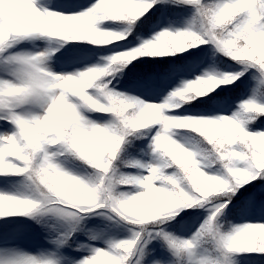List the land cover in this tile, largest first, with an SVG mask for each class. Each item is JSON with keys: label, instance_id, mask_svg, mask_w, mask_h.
I'll list each match as a JSON object with an SVG mask.
<instances>
[{"label": "clouds", "instance_id": "1", "mask_svg": "<svg viewBox=\"0 0 264 264\" xmlns=\"http://www.w3.org/2000/svg\"><path fill=\"white\" fill-rule=\"evenodd\" d=\"M159 2L97 0L86 10L65 12L38 6L40 0H0V55L8 53L5 60L14 77L0 80V116L15 125L3 136L0 175L23 177L22 191L0 190V218L26 216L41 223L51 217L78 227L97 214L137 226L131 238L109 242V250H97L83 264H130L133 250L151 232L174 251L176 264H240L242 254L264 253V223H232L222 217L241 187L264 179V130H253L264 117V102L243 101L232 115L169 112L235 84L250 69L264 80V0H170L194 9L185 28L164 29L76 73H57L45 62L63 42L118 45ZM108 21L126 24L111 29L104 27ZM34 36L56 43L35 54L9 53ZM209 44L214 55L230 59L240 70L215 68L159 104L113 86L117 75L139 58ZM31 106L42 114H33ZM88 113L109 119L99 121ZM149 133L151 159L126 157L127 146ZM5 149L15 162H5ZM128 168L147 174L127 173ZM206 206L210 214L192 239L166 231L182 212ZM196 247L203 249L198 260ZM10 264L62 261L21 252Z\"/></svg>", "mask_w": 264, "mask_h": 264}, {"label": "rangeland", "instance_id": "2", "mask_svg": "<svg viewBox=\"0 0 264 264\" xmlns=\"http://www.w3.org/2000/svg\"><path fill=\"white\" fill-rule=\"evenodd\" d=\"M97 3V0H40L38 6L51 7L55 10L65 12H76L86 10L90 6ZM194 9L187 6L186 9L180 11L172 16L164 14L160 19L156 20L149 29L148 32L142 33L136 41L119 44L114 47L108 48L104 53L96 52L90 49L78 50L77 52L68 51L65 47V42L60 50L56 52L55 57L52 60H46L45 62L57 73H76L82 71L87 67L94 66L101 62V58L109 57L115 51H122L139 46L141 43L154 38L156 34L164 29L177 30L183 29L191 22ZM104 27L111 29H120L124 26H119L115 23H105ZM50 43H56L54 38H48L43 36H34L25 38L22 42H18L14 47L9 48V53H29L35 54L41 51H45L49 48ZM6 53L0 59V79L13 80L7 61L5 60ZM202 61H193L188 67L176 71L174 75H163L156 77L149 85L143 83H134L128 86H115L118 90L138 96L148 102L152 103H164L169 97L170 93L183 87L188 81L195 79L198 76L210 74L213 69L218 68L215 55L213 54V47H208L207 53L204 55ZM223 71H234L231 68L222 69ZM260 72L254 68L250 72L251 83L247 93L241 97L232 101H221L215 104L213 110L199 109L196 111H170L172 115H200V116H218V115H232L237 110L240 104L246 100H257L258 102H264V95L260 92L263 85L260 78ZM159 83V84H158ZM33 114H42V109L37 106H31L29 109ZM16 111H22V109H16ZM93 119L104 121L108 120L109 116L100 113H88ZM15 130V125L9 123L8 120L0 119V138L12 133ZM256 130H264V125H260ZM151 137L142 145L140 151L137 154H133L131 158L139 159L141 161H148L151 159L149 155V141ZM133 174H144L146 171L142 169H135L131 172ZM16 175H0V190L5 192H20L23 190V178L15 177ZM264 194V188L261 191ZM257 198L252 195L246 202V206L232 223H264V198L261 199V204H256ZM210 207H205L194 211L191 217L181 213L180 227L178 233L172 232L170 229L166 231L174 233L175 236L182 239H192L197 230L206 221L210 214ZM88 225V235L83 234L81 237H76V248H62L61 239L65 237L66 231L73 230L74 225L72 223L58 221L53 229L36 238L27 234L23 229H17V233L21 234L18 241L15 239L4 238L0 241V264H10L21 252L29 253L34 256L44 257H58L62 261V264H83V261L93 255L97 250L104 249L109 250V242L119 241L120 239L131 238L133 235V229L129 228L126 224H116L115 221L109 220L102 215H95L88 217L84 222ZM86 225V226H87ZM70 227L67 229V227ZM77 228H81L79 225ZM7 237V236H6ZM155 247L150 256L149 264H153L154 261H159L161 264H174L177 259L174 255V251L168 245L166 248L159 240V236L155 233ZM146 245V244H145ZM194 256L198 260L203 254V249L200 247L194 248ZM144 254V246H141L138 252L130 256V264H137L141 261V256ZM131 259V260H130ZM240 259V258H239ZM240 264H249L241 261ZM259 264V263H252Z\"/></svg>", "mask_w": 264, "mask_h": 264}, {"label": "trees", "instance_id": "3", "mask_svg": "<svg viewBox=\"0 0 264 264\" xmlns=\"http://www.w3.org/2000/svg\"><path fill=\"white\" fill-rule=\"evenodd\" d=\"M185 5H176L170 2V0H160L159 3L152 8V10L142 18L135 25V31L132 32V35L129 36L127 40L119 42V44L129 43L136 41V39L145 32H148L151 25L156 22V20L160 19L164 14L172 16L180 11L186 9ZM107 23V22H106ZM108 23H115L119 26H125L126 22H113L108 21ZM118 44V45H119ZM117 45L110 46H94L86 42H65V47L68 51L77 52L78 50L90 49L96 52L104 53L110 47H114ZM208 47L211 45H202L199 48H193L189 51H186L182 54H176L172 56L166 57H142L139 58L132 63H130L121 74L117 75L116 79L113 80V86H128L134 83H150L155 77H161L162 75H174L176 71L188 67L190 63L193 61H202L205 57V53H207ZM5 55V54H4ZM0 55V59L4 56ZM215 60L217 62L218 68L225 69L231 68L234 71L240 70V65H237L235 62L223 56H216ZM254 70L250 69L244 76H242L235 84L221 86L216 89L209 96L201 97L194 102L186 103L183 107L179 109H175L174 111L186 112V111H196L199 109L205 110H213L216 103L221 101H232L237 98L243 97L250 86L251 76L250 72ZM260 74V73H259ZM261 78V76H260ZM263 85L260 89V92L264 95V80H262ZM260 125H264V117L261 118L254 126L253 129H256ZM155 132V129L152 130V133ZM152 133L148 134L147 139H134L133 142L127 146V151L125 156L131 158L133 154H137L142 145L146 143V141L151 137ZM135 170L134 168L124 169L125 172H131ZM169 171H172L171 169ZM16 178L22 176H15ZM264 188V179L253 180L250 183L245 184L243 187L239 189L236 196L233 198L232 203L228 206L226 210V215L222 217L223 221H234L235 218L239 217L243 209L245 208V204L248 201L249 197L254 195L257 198L256 204H261V199L264 198V194L261 192ZM208 207V206H206ZM205 208V207H204ZM201 209H190L184 212V215L187 217H191L194 211ZM93 214H90L92 216ZM96 215V214H95ZM180 216L173 221L172 223L165 226L166 229H170L172 232L178 233V229L180 227L181 219ZM58 223V220L55 218H46L43 222L38 223L34 219H30L26 216H9L5 218H0V241H3L4 238L15 239L14 241H18L21 234L17 233V229H23L27 234L32 235L36 238H40L44 234H46L49 229H53L54 226ZM126 224V222L116 223ZM74 224H71V227ZM86 223L81 225V228L74 227L73 230L66 231L65 237L61 240H66V243H62V248H76L77 241L76 237H81L83 234L88 235V225ZM129 228L136 230L137 226L127 225ZM70 227L68 226L67 229ZM7 236V237H6ZM155 232H151V235L147 234L144 236L143 240L138 244L137 248L133 250L132 255L138 252L141 246H144V254L141 256V261L143 264H149L150 256L154 251L155 247ZM159 240L162 244L168 248V244L165 243L162 237L159 236ZM146 244V245H145ZM3 244H0L2 246ZM131 255V256H132ZM240 262H246L249 264L259 263L264 264V253L261 252H253V253H245L240 257ZM131 260V259H130ZM177 260V259H176ZM176 260L174 264H176Z\"/></svg>", "mask_w": 264, "mask_h": 264}, {"label": "snow or ice", "instance_id": "4", "mask_svg": "<svg viewBox=\"0 0 264 264\" xmlns=\"http://www.w3.org/2000/svg\"><path fill=\"white\" fill-rule=\"evenodd\" d=\"M0 80H2V79H0ZM0 119L7 120L6 118H4L2 116H0ZM4 144H5V141H4L3 137H2V138H0V148H3L4 147ZM5 162L6 163H8V162H15L12 157L6 155V149H5ZM149 235H151V233Z\"/></svg>", "mask_w": 264, "mask_h": 264}]
</instances>
